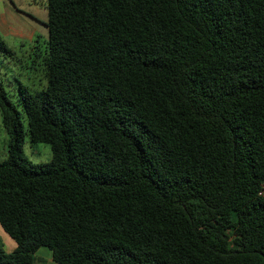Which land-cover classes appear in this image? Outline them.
I'll list each match as a JSON object with an SVG mask.
<instances>
[{
	"label": "trees",
	"instance_id": "trees-1",
	"mask_svg": "<svg viewBox=\"0 0 264 264\" xmlns=\"http://www.w3.org/2000/svg\"><path fill=\"white\" fill-rule=\"evenodd\" d=\"M45 9L44 87L0 81V264H264V0Z\"/></svg>",
	"mask_w": 264,
	"mask_h": 264
},
{
	"label": "rangeland",
	"instance_id": "rangeland-1",
	"mask_svg": "<svg viewBox=\"0 0 264 264\" xmlns=\"http://www.w3.org/2000/svg\"><path fill=\"white\" fill-rule=\"evenodd\" d=\"M45 6L46 0H0V38L15 57L12 60L0 54V81L19 111L18 84L29 88L31 92L44 87L39 67L33 70L30 66L31 56L30 59L28 56L34 46L38 49L44 47L47 38ZM20 113L25 127L24 115ZM8 143L9 137L2 127L0 116V162L6 158ZM21 153L23 159L32 165L48 163L51 158L48 144L31 143L26 134L23 135ZM0 246L5 253L12 252L15 247L1 228ZM34 257L35 263L54 264L44 248H39Z\"/></svg>",
	"mask_w": 264,
	"mask_h": 264
},
{
	"label": "crops",
	"instance_id": "crops-1",
	"mask_svg": "<svg viewBox=\"0 0 264 264\" xmlns=\"http://www.w3.org/2000/svg\"><path fill=\"white\" fill-rule=\"evenodd\" d=\"M15 34V33H14Z\"/></svg>",
	"mask_w": 264,
	"mask_h": 264
}]
</instances>
